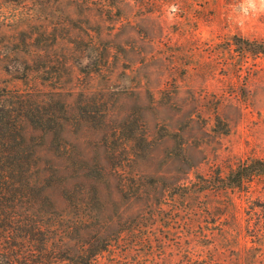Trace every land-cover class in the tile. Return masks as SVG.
<instances>
[{
    "label": "rangeland",
    "instance_id": "1",
    "mask_svg": "<svg viewBox=\"0 0 264 264\" xmlns=\"http://www.w3.org/2000/svg\"><path fill=\"white\" fill-rule=\"evenodd\" d=\"M0 21L52 264L87 241L94 264H264V171L216 190L264 167V0H0Z\"/></svg>",
    "mask_w": 264,
    "mask_h": 264
},
{
    "label": "trees",
    "instance_id": "2",
    "mask_svg": "<svg viewBox=\"0 0 264 264\" xmlns=\"http://www.w3.org/2000/svg\"><path fill=\"white\" fill-rule=\"evenodd\" d=\"M2 24L0 21V28ZM259 51L264 52V45ZM7 91L12 98L23 96L16 88ZM19 101L0 98V264H52L58 257L53 255L55 243L48 237L57 224L36 208V163L22 133V119L29 118V115L24 104L16 107ZM257 163H262V159L239 164L216 185L217 192L221 188L228 190L229 187L244 186L245 182L264 171V167ZM84 220L87 221L86 218ZM67 227L70 225L63 227V231ZM87 244L81 255L61 260H65L64 264H94L93 260L107 248L108 243L100 247L91 246L90 241Z\"/></svg>",
    "mask_w": 264,
    "mask_h": 264
}]
</instances>
